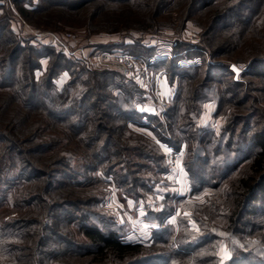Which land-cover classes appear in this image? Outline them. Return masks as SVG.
I'll use <instances>...</instances> for the list:
<instances>
[{"label":"trees","instance_id":"16d2710c","mask_svg":"<svg viewBox=\"0 0 264 264\" xmlns=\"http://www.w3.org/2000/svg\"><path fill=\"white\" fill-rule=\"evenodd\" d=\"M10 2L36 29L83 26L133 40L102 51L148 56L134 34L179 32L189 21L200 31L152 64L154 82L161 68L175 89L161 121L149 115L158 126L150 135L134 128L145 116L135 97L149 92L133 75L90 68L50 40L29 45L0 19V189L20 186L0 210V264H219L220 239L231 252L223 264H264V0ZM194 57L203 62L178 63ZM238 62L245 68L234 78ZM208 101L224 119L218 131L199 124ZM161 141L182 150L188 197L204 200L185 202L189 214L174 225L168 218L187 198L171 196L175 205L146 212L157 225L150 241H125L126 226L101 204L104 187L150 193L170 166Z\"/></svg>","mask_w":264,"mask_h":264},{"label":"rangeland","instance_id":"374dc122","mask_svg":"<svg viewBox=\"0 0 264 264\" xmlns=\"http://www.w3.org/2000/svg\"><path fill=\"white\" fill-rule=\"evenodd\" d=\"M33 1H34L33 3H36L37 0H33ZM6 9L8 10V12H6ZM6 13H8V16ZM2 18L3 20H6L7 23H9L10 28L15 35L20 37L21 40L23 39V42L27 41L29 45H34V46L50 45L49 38L43 35L46 32L57 33L60 35V37H62L61 39H64L63 37H67L66 40L64 39V42L69 48L73 49L76 47H82L86 49L85 51L87 53H90L91 56H94L97 51L101 52L102 50H104L105 48H101V45H106L107 43H116V42L118 43L123 42L124 44L133 43V40L126 38V37L122 38L119 36L120 34H106V32L88 34L86 28L83 26L64 27L62 29L58 28L55 30L51 28L36 29L34 28V26L26 22L22 17L18 15L16 10L14 9L13 4L10 2V0H0V19ZM35 20L37 22L40 21V19L36 18V16L34 17V21ZM172 30L167 29L159 34H140V33L134 34L135 35L134 38L135 37L139 38L138 40L140 44L146 45V47L151 49V52L150 51L148 52V56L142 55L141 53H137V52H131L130 48H126V49H128L130 53L140 55L143 58L149 59L150 66L152 69V64L157 63L158 61L164 60L166 58L169 59L173 55L172 45L174 41H178V40L185 41L189 44H194L198 41V33L200 31V28L195 26L190 21L187 22L186 27L182 31L176 32L174 29ZM163 42L167 43L169 48L159 47V46L164 45ZM202 59L203 58L201 57H194V58H190L189 60L180 59L178 63L180 65L189 64V63L190 64L201 63L203 62ZM72 60L79 61L80 63L84 64L80 60H77V58L75 59L73 58ZM207 61L208 59L206 60V62ZM40 63H41V69L36 71L37 75L41 74V72L45 70L47 63H48V57L41 58ZM109 63L111 64V67L109 66V67H105L101 69L107 68L110 70L119 71L123 73L126 79L128 78L127 80L129 79L131 80L130 77H132L131 76L132 73L122 69L114 60ZM236 65L238 68L240 67V69L245 68V64L242 62H238V64ZM96 69H99V68H96ZM67 78H68V74L66 72L60 74L56 80L57 85H61ZM155 81H156V86H157L156 88H158L157 79ZM153 82H154V79H153ZM254 95H258V93H254ZM135 100H136L137 110L140 113L145 114V116H143L140 119V122H138L139 125L138 126L135 125L134 128L138 129L139 131L152 135V132L150 129L151 128L158 129V126L156 122L149 119V115H152L154 117L156 116L157 117L156 119L158 121H161L162 118L161 116H158V114L162 112L161 103L165 102V98L161 96L159 92V88H158L155 94L146 93L144 90L143 93H140L138 96L135 97ZM153 105L155 106L156 110L152 109ZM214 107H216V104H214ZM214 111H215V108L213 109V112L210 115V118L213 120V126L211 125L209 126L211 127L212 130L218 131L224 119L222 116L214 117L213 116ZM159 131L161 130L159 129ZM161 133H162V136L164 135L163 138H166V137L168 138V136H166L167 134L166 132L164 133L161 131ZM159 144L161 145V149H163V151L166 152V149L164 148V146H162V144L164 145L166 143L161 141L159 142ZM177 152H180V150ZM166 161H167V158H166ZM170 167H172V165L169 166V169ZM103 179L107 181L106 177H103ZM176 181H177V178H173L172 181L170 180L168 181L164 173L163 176L155 184H153V188L150 193H147L145 196H138V197H133L131 195L119 192L115 184H113L112 182L110 185L108 184L105 185L103 196L101 197V204H103V207L112 215L113 220H115L116 223H118L119 225L126 226L123 232L124 240L127 235H134L135 237L140 236L139 239H145L147 238L148 235H150L151 228H148V226L146 227V225L141 223L143 222V219H144L142 213L145 212L146 214L148 210H154V211L160 210L161 208L164 207L165 204H169V203L172 205H175L174 204L175 202L172 199L180 196L178 195V192L180 193V190L178 188L176 189V186H178L177 185L178 181L177 183ZM18 185L19 184H17V186H14V187H7V186L1 187L0 189V210L3 209V206L7 207L9 202L12 201L15 194L18 193L20 189V186ZM167 194H169V198H167ZM186 198L187 199L184 200V202H180L182 203L180 204L181 206L177 204L174 207L175 209L173 211L174 215L169 220V222L172 221L174 225H176V214H180V213L183 215L189 214L188 210L183 211L181 209L183 206L185 207V204H186L185 202H188L189 200H192V199L196 202H202L204 200L203 195H198L195 197L186 196ZM189 225L192 228H197V225L192 220L189 221ZM217 256L219 258V264H223L225 260H227L231 256L230 249L225 239H220L218 241Z\"/></svg>","mask_w":264,"mask_h":264},{"label":"built area","instance_id":"2783aa9c","mask_svg":"<svg viewBox=\"0 0 264 264\" xmlns=\"http://www.w3.org/2000/svg\"><path fill=\"white\" fill-rule=\"evenodd\" d=\"M43 35L47 36L50 41L62 47L69 56L77 58L91 68L101 69L109 66L111 67L109 62L114 60L122 69L132 73L133 77L140 81L149 93L155 94L157 92L156 83L153 82L154 78L149 59L130 53L126 50L101 51L96 52L94 56H91L82 47H76L73 49L69 48L64 42V39L66 40L67 37L61 39L62 37H60L59 34L53 32H46ZM162 146L166 149L168 164L174 166L178 160L179 153L167 144H162Z\"/></svg>","mask_w":264,"mask_h":264},{"label":"crops","instance_id":"0c3cea01","mask_svg":"<svg viewBox=\"0 0 264 264\" xmlns=\"http://www.w3.org/2000/svg\"><path fill=\"white\" fill-rule=\"evenodd\" d=\"M163 44H164L163 46H159V47L169 48L167 43L163 42ZM154 74H155L157 81H158L159 92H160L161 96L165 98V101H167L169 98L172 97L174 89H175V85H170L167 82L166 75H165V72L163 69L160 68L159 70H156L154 72ZM214 104L215 103L213 101H208V102L204 103L203 110H202V113H201L200 118H199V124L201 126H204V125L213 126V120L210 118V115L212 114L213 109L215 108ZM153 107H152V109L156 110L154 105H153ZM178 153H179L178 154L179 157H178L176 164L174 165V167L172 166V167H170V169L167 170V172L165 173V177L168 179V181L169 180L172 181L173 178H177L178 183H177V181H176V183L178 186H176V189L178 188L180 190V193L178 192V195L188 196L189 191H190V187H189L187 172L183 168V164H182L183 153L181 150ZM142 214H143L144 219H143V222H141V223L146 225V227L148 226V228H151V232H152L154 229L157 228V225L155 223L145 219V215H146L145 212ZM172 216H170L168 218V220H170V218ZM174 220H175V218H174ZM139 237H135L134 235H127L125 238V241H128V242H148V241H150L151 233L145 239H139Z\"/></svg>","mask_w":264,"mask_h":264},{"label":"water","instance_id":"95a60500","mask_svg":"<svg viewBox=\"0 0 264 264\" xmlns=\"http://www.w3.org/2000/svg\"><path fill=\"white\" fill-rule=\"evenodd\" d=\"M230 68H231V70H232L233 73H234V78H236L237 75L241 72V69L238 68L237 65L234 64V63H231V64H230Z\"/></svg>","mask_w":264,"mask_h":264}]
</instances>
